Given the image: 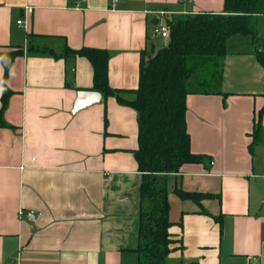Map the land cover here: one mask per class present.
<instances>
[{
	"label": "crops",
	"instance_id": "crops-1",
	"mask_svg": "<svg viewBox=\"0 0 264 264\" xmlns=\"http://www.w3.org/2000/svg\"><path fill=\"white\" fill-rule=\"evenodd\" d=\"M223 10L224 0H0V51H23L0 116V264H137L138 114L102 93L73 112L78 90H95L93 67L67 48L107 49L109 83L129 90L142 56L168 41L156 25ZM252 21L255 38L234 35L223 56L189 61L186 121L192 151L205 157L168 175L170 230L183 240L172 263L264 264V112L253 141L264 12ZM1 96L0 85V107ZM175 185L212 196L197 203Z\"/></svg>",
	"mask_w": 264,
	"mask_h": 264
},
{
	"label": "trees",
	"instance_id": "trees-1",
	"mask_svg": "<svg viewBox=\"0 0 264 264\" xmlns=\"http://www.w3.org/2000/svg\"><path fill=\"white\" fill-rule=\"evenodd\" d=\"M264 12V0H224L223 12L200 11L177 19H167L170 32L167 43L146 57L142 56L139 83L136 88H115L108 79L109 52L105 48L82 46L67 48L68 52L85 56L93 67V88L104 97L115 96L118 101L137 111L138 147L134 155L141 173L137 242L133 250L137 264H183L170 262L168 255L183 247V240L175 238L170 228L168 175L178 172L184 163L202 161L204 154L193 152L186 112L189 61L196 56H223L234 35L256 37L253 16ZM22 48L1 52L0 63L4 73L1 111L7 105L13 90L7 84L10 66ZM256 55L264 67V48ZM128 91L130 98L121 92ZM264 94V92H263ZM264 105L258 110L253 141L261 138ZM174 191L182 198L197 203L212 194L188 191L175 185ZM202 211L209 213L205 208Z\"/></svg>",
	"mask_w": 264,
	"mask_h": 264
},
{
	"label": "water",
	"instance_id": "water-1",
	"mask_svg": "<svg viewBox=\"0 0 264 264\" xmlns=\"http://www.w3.org/2000/svg\"><path fill=\"white\" fill-rule=\"evenodd\" d=\"M159 20L158 14H154L151 22L157 24ZM101 92L97 90L80 89L77 92V97L74 102L73 112H77L82 108L89 106L92 103L98 102L101 99Z\"/></svg>",
	"mask_w": 264,
	"mask_h": 264
},
{
	"label": "built area",
	"instance_id": "built-area-1",
	"mask_svg": "<svg viewBox=\"0 0 264 264\" xmlns=\"http://www.w3.org/2000/svg\"><path fill=\"white\" fill-rule=\"evenodd\" d=\"M117 1L118 0H112L113 5H115ZM27 11L28 12H31L32 11V7L29 6L27 8ZM21 22H22L21 19L18 20V23H21ZM156 31L159 32L161 35H163L165 37H168L169 36L170 29H169V27H168L167 24H161L160 23V24L156 25ZM22 213H24L31 220H34L35 217H36V215H37L35 209H29V210H26V211H23L22 210ZM250 264H255V262H251Z\"/></svg>",
	"mask_w": 264,
	"mask_h": 264
},
{
	"label": "rangeland",
	"instance_id": "rangeland-1",
	"mask_svg": "<svg viewBox=\"0 0 264 264\" xmlns=\"http://www.w3.org/2000/svg\"><path fill=\"white\" fill-rule=\"evenodd\" d=\"M229 47H230V49H234V48H236V47H237V45H236V44H234V43H231V44L229 45Z\"/></svg>",
	"mask_w": 264,
	"mask_h": 264
}]
</instances>
